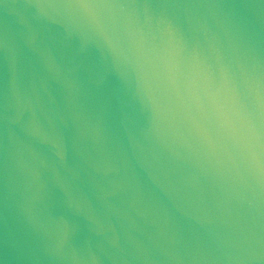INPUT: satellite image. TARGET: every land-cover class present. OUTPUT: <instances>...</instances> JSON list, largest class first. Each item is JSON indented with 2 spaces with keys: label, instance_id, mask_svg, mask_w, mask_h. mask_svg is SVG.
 <instances>
[{
  "label": "clouds",
  "instance_id": "9594fccd",
  "mask_svg": "<svg viewBox=\"0 0 264 264\" xmlns=\"http://www.w3.org/2000/svg\"><path fill=\"white\" fill-rule=\"evenodd\" d=\"M0 264H264V0H0Z\"/></svg>",
  "mask_w": 264,
  "mask_h": 264
}]
</instances>
